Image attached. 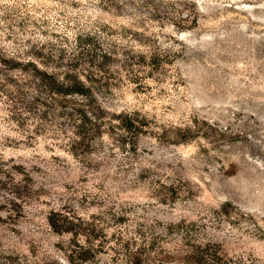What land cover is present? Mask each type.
<instances>
[{"label":"rangeland","instance_id":"374dc122","mask_svg":"<svg viewBox=\"0 0 264 264\" xmlns=\"http://www.w3.org/2000/svg\"><path fill=\"white\" fill-rule=\"evenodd\" d=\"M94 31L158 60L127 69L120 54L96 72L110 120L80 154L71 132L14 119L6 90L30 83L28 60L53 70ZM0 56L15 60L0 63V258L134 264L153 240L175 256L188 239L264 262V0H0ZM53 210L95 225L79 236L87 259L71 258L76 236L51 228Z\"/></svg>","mask_w":264,"mask_h":264},{"label":"trees","instance_id":"16d2710c","mask_svg":"<svg viewBox=\"0 0 264 264\" xmlns=\"http://www.w3.org/2000/svg\"><path fill=\"white\" fill-rule=\"evenodd\" d=\"M100 34V31H94L77 36L75 46L72 49L73 53L65 56L67 50H61L60 60L57 62L58 66L53 70L41 68L36 60H28L27 66L33 68L29 78L30 83H18L15 92L6 90L7 96L17 100L16 110L12 113L14 119L21 124L26 122L30 125L33 114H37V121H39L37 125H43L50 121L59 127L61 132H71L72 136H68V141L73 153L87 152L96 137L103 133L106 121L110 120V117L107 116L108 110L97 95V90L100 88L98 85L102 86L103 83L96 72H108L112 63L118 61L117 56L120 54L125 56L120 66L127 69L135 61L138 64L147 62L152 67L157 64L158 60L157 54L136 55L133 50L127 48H122L119 51L117 45L104 49L99 40ZM1 62H4L5 65H13L12 67L15 68L13 58L8 59L0 56ZM141 123L130 118L124 127L127 130H134L135 133H142L144 130ZM109 124L114 126L112 122ZM8 203L10 205L16 204V198L9 199ZM48 223L56 232L62 234L69 232L76 236V239L73 240V247L75 248H72L74 252L71 255L72 259L74 257L82 260L87 259L91 252H95L96 248L93 246L85 247L80 244L79 240L81 235L85 237L94 235V229L84 228L86 225L93 226V223L89 224L74 212L65 213V211L56 210L50 212ZM156 244V240H153L147 248L143 247L144 252H139V256L134 258L133 263L236 264L235 258L222 255L219 246L215 243L200 244L187 239L182 242V246L175 256L167 252L164 247L158 248ZM99 247L101 249L103 245ZM154 250L159 256L155 259L151 257ZM143 255L145 258H142ZM238 261H236L237 264H245L241 260ZM0 264L31 263L27 255L10 253L2 254ZM248 264H264V262L252 260Z\"/></svg>","mask_w":264,"mask_h":264}]
</instances>
